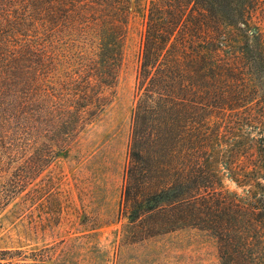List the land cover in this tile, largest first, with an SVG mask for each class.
<instances>
[{"label": "trees", "instance_id": "trees-1", "mask_svg": "<svg viewBox=\"0 0 264 264\" xmlns=\"http://www.w3.org/2000/svg\"><path fill=\"white\" fill-rule=\"evenodd\" d=\"M139 13L120 211L264 264V0H0V161L37 174L102 115Z\"/></svg>", "mask_w": 264, "mask_h": 264}, {"label": "rangeland", "instance_id": "rangeland-1", "mask_svg": "<svg viewBox=\"0 0 264 264\" xmlns=\"http://www.w3.org/2000/svg\"><path fill=\"white\" fill-rule=\"evenodd\" d=\"M142 28L139 13L112 103L47 168L33 175L26 166L35 163L24 157L0 161V258L28 264L23 255L36 252L47 264H218L209 233L141 238L120 211Z\"/></svg>", "mask_w": 264, "mask_h": 264}]
</instances>
